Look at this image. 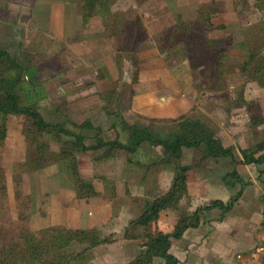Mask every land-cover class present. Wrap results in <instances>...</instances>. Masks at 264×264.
Instances as JSON below:
<instances>
[{
    "label": "rangeland",
    "instance_id": "374dc122",
    "mask_svg": "<svg viewBox=\"0 0 264 264\" xmlns=\"http://www.w3.org/2000/svg\"><path fill=\"white\" fill-rule=\"evenodd\" d=\"M51 2L59 0H0V48L23 68L33 67L32 72L27 71L31 84L16 87L21 95L19 104L28 103L23 97L31 99L45 121L81 132L85 144L93 143L95 131L78 128L83 122L98 127L99 137L104 140L117 137L123 140L124 132L118 125L107 128L108 120L112 118L113 123L124 120L121 115L123 110L127 111L125 96L129 77L131 82L137 79L136 72L147 67L146 63L153 57L152 47H157L165 65H170L172 60L184 61L183 66L190 76L185 91L195 94L196 102L183 117L202 121L215 137L219 128H225L226 111L234 107L237 129L240 133L251 134V146L245 150H253L255 144L264 139V86L260 87L241 71V63L249 57V50L256 54L247 60L250 65H258V59L264 61V9L254 8L253 0H63L66 15L61 35L59 31L50 35L48 29H42L47 28V8ZM191 22L198 24L188 25ZM179 23H183L185 29L178 30L176 24ZM215 41L220 44L214 45ZM213 45V51L207 50V46ZM218 58L221 67L217 66ZM98 61L108 63L107 68L114 64L117 82L115 86L102 88L103 92L94 97L87 94L94 89L92 83L83 84L89 82L88 77H99V66L102 65L94 64ZM3 69L4 65H0V74ZM114 91V95L119 94L121 98L111 109ZM259 91L260 107L256 99ZM243 93L251 99L244 101ZM95 99L102 102V109L110 108L107 117L96 109ZM205 106H218V109L210 114ZM201 109L208 112V118L202 119ZM136 117L138 119L132 118L134 124H139L142 117ZM171 120L175 118L150 119L145 126L164 134L173 130L175 122ZM20 125V117H7L1 150L6 198L0 200V226L10 232L13 227L17 233L19 227H23L19 220L28 215V227L33 231L55 224L67 227L73 215L83 212L80 205L87 207L91 214L96 210L101 213L98 207L91 209L74 199L67 163L56 160L59 146L64 143L67 146L66 141L70 139L61 136V142H57L42 133L43 147L36 153L20 134ZM104 150L103 147L96 152L74 151L73 154L80 177L94 181L97 186L101 184L99 187L104 185L112 208L115 206L111 192L114 180H124L128 184L127 189L120 188V192L131 187L134 193L129 192V196L149 197L158 193L156 172L163 164L158 163L157 158L153 159V155L159 149L155 152L142 146L130 165H127L123 151L115 150L110 157L103 158L99 154L102 155ZM189 156L185 161L194 164L196 160ZM32 159L37 160V165ZM180 161L179 157L176 163L181 165ZM33 164L36 167H32ZM166 165L174 171V164ZM122 204L126 211L122 210L121 217L114 220L111 215L95 227L99 238L130 236L132 226L129 223L134 217L127 209L128 198ZM106 246L103 243L93 247L83 263L98 264L95 260L107 253ZM82 247L72 241L61 252L75 253Z\"/></svg>",
    "mask_w": 264,
    "mask_h": 264
},
{
    "label": "crops",
    "instance_id": "0c3cea01",
    "mask_svg": "<svg viewBox=\"0 0 264 264\" xmlns=\"http://www.w3.org/2000/svg\"><path fill=\"white\" fill-rule=\"evenodd\" d=\"M64 5L65 2H63V0H59V2L55 3L51 2V4L49 3L48 5L47 20L45 22L47 28L42 29H48L50 35H55L56 31H59L60 35L63 34V22H65L66 15L64 12ZM42 29L39 28V30ZM114 38H112V41ZM156 48L157 47H152L151 54L153 57L150 58L148 64L146 63L147 67H142L136 72L137 79L131 82V77H129V89L125 96L127 111L123 110L125 112L123 114L121 113L124 121L128 124H134L135 120L132 118H137L136 116L142 117L144 121H139V124L142 125H146V122L150 119L163 120L177 118L190 112L192 106L196 102L195 94L191 91H185L189 84L190 76L187 75L186 68L183 66L184 61L178 62L172 60L173 62L170 64L171 67L169 64L165 65ZM94 64L102 65L99 66V77L96 79L88 77L89 82L83 85L85 86L92 83L91 87L95 90L92 89L87 91V89L86 91L87 94L96 97L98 93L101 94L103 92L102 88L106 89L107 86L114 85L117 82V76H114L113 73V71L116 72L114 64L111 68L106 67V65H108L106 62L101 63V61H98V63ZM32 70L33 67L29 66L28 71L32 72ZM108 70L112 71L108 73ZM84 78L85 76H82V79ZM260 91L256 94L259 107L262 104L259 99L261 95ZM115 93L116 91H114L113 97L111 96L113 98L111 109L115 107V103L121 98L119 94L117 96L114 95ZM242 97L244 101L251 99L247 97V93H243ZM96 100L97 99H95V101ZM96 102L98 107H96V109H99L100 112H104L106 115L110 108L109 110L102 109V102L98 103V100ZM205 108L210 114H213V112L218 109V106H205ZM233 109L234 107H231L229 111L225 110L228 112L226 113L227 119L225 123H223L225 128H219L216 132L217 134H215V138L220 141L222 147L230 149L231 155L202 157L201 147H182L180 162L181 165L187 166L185 171L186 193L180 198L178 207H165L161 209L157 213L154 221L145 226H130L132 231L130 232L131 234H129L130 236H111L112 241L109 242V244L104 243L107 245V253L101 254L102 257L97 256L98 258L95 260L98 264H128L141 253L142 247L139 246V242L142 240V242H140L141 244L145 241V235L153 231L160 233L170 232L177 223L179 217L182 216L185 218L186 222L193 223L190 221L192 212L197 207L209 206L213 201H219L222 205L201 209L197 213V222L194 225L187 226L178 238H169L167 251L175 258L176 264H257L263 258L264 160L259 163L243 161L239 150L251 146L252 138L250 133H240L237 129L238 126L235 122L236 118ZM207 111L204 109L200 110V112H202V119L208 118ZM111 119L112 118L108 120L110 123L107 128L113 123ZM142 146H147L155 152L159 149L160 151L157 154L155 153V156L153 155V159L157 158L158 160L161 157V148L159 146L153 147L146 143H142L139 148ZM234 150H236V153ZM137 151L138 150L134 153L123 151L127 157L126 161L129 163L127 165L134 162L133 159L137 156ZM189 153L191 154L190 156ZM196 153L197 155H195ZM260 153L261 151H257L254 153L253 157H257ZM187 156L193 157V160L195 159L196 162L194 164H191L192 161L189 163L188 161L186 162L185 159ZM233 160L237 162L234 165L232 164ZM161 164H163V166L161 165V169L156 172L157 178L155 180V187L158 188V193L155 195L149 197L148 195H142L138 197L131 194L129 196V192L134 193L131 187L130 190L120 192V190H122L120 188L125 189L128 184L124 183V180H121L123 182L114 180V184L112 185L113 191L111 190L115 199V206L113 208L110 204L111 201L107 199L108 195L106 193L108 190L105 191L104 185L99 187L101 184L97 186V183L92 181L98 195L86 201L77 200L75 197L74 199L83 206H88L91 209L95 208V206L98 207L101 209V213H98L96 210V213L91 214L87 207L83 208L80 205V210L83 212L80 211V215H73L74 218H72L70 222L68 221L66 226L72 228L96 227L101 224V221L109 219L111 215L114 220L118 219L122 216V210L124 209V212L126 211V207H124L122 203H125L127 198L129 204L127 205V209L129 213L132 214L131 216L136 218L140 213L143 200L162 194L169 188L173 171L166 167L168 166L166 163ZM154 166L155 165H153V167ZM232 170L242 182L241 185L234 176L230 174ZM149 175L150 172L148 176ZM237 192L238 196L233 199ZM226 204H229L228 208L223 209V206ZM162 263V258L152 257L150 264Z\"/></svg>",
    "mask_w": 264,
    "mask_h": 264
},
{
    "label": "trees",
    "instance_id": "16d2710c",
    "mask_svg": "<svg viewBox=\"0 0 264 264\" xmlns=\"http://www.w3.org/2000/svg\"><path fill=\"white\" fill-rule=\"evenodd\" d=\"M253 7L256 9H264V0H253ZM213 13V12H209ZM207 18V17H206ZM198 22H191L188 25L195 26ZM178 30L185 29L183 23L176 24ZM116 39V35L113 34ZM214 45L220 44L215 41ZM213 47L207 46V50L213 51ZM223 51V50H222ZM249 57L254 58L256 54L249 50ZM222 55V53H219ZM221 58V57H220ZM245 59V60H246ZM241 63V71L247 73V78L255 81L260 87L264 86V61L258 59V65H250L249 61ZM0 65H4L3 73L0 74V200L6 198L4 172L1 165V150L4 145L6 134V119L8 116H17L21 119L20 134L24 140L33 147V151L40 153L43 142L40 140V134L44 133L54 138L57 142H61V136L69 138L61 144L55 154L56 160L66 161L67 168L72 181V189L75 199L86 201L98 195L92 181L85 180L80 177L74 151H99L104 147L103 154H99L103 158L110 157L115 150H123L127 153H134L139 149L142 143L150 146H159L161 148V157L158 163L174 164L173 176L167 191L156 195L152 198L143 200L139 215L130 221V226L147 225L154 221L157 213L165 207L177 208L180 198L186 193L185 171L187 166L177 164L180 157L182 147L197 148L201 147L202 157H221L231 155L230 149L222 147L220 141L215 138L212 132L198 119H187L183 116L171 120L175 122L173 130L168 133H159L152 131L148 126L140 124H128L124 120L119 119L117 123L111 124V128L118 125L120 131L124 132V139L118 137L114 139L104 140L100 138V130L93 127L89 122L78 124V128H89L95 131L93 143L85 144L84 136L81 132H72L64 128L62 124L49 123L43 119L37 111L31 99L24 98L28 103L19 104L20 96L16 87L19 85L31 84L29 80L28 69L23 68L20 63L13 57H10L6 50L0 48ZM217 66L221 67V61L218 58ZM221 73V72H219ZM263 88V87H262ZM30 93V92H29ZM22 99V98H21ZM25 101V102H26ZM170 121V122H171ZM261 121V119H257ZM261 151L257 157H253L254 153ZM243 161L259 163L264 160V139L258 141L253 150H239ZM99 158V157H97ZM33 162L36 164L37 160ZM31 160V161H32ZM232 161V164H236ZM34 164L32 167H36ZM231 175L240 183L236 173L232 170ZM238 196V192L233 199ZM221 206L219 201H213L209 206L197 207L191 214L190 221L186 222L185 218L179 217L173 229L168 233H160L153 231L145 235V241L141 244L143 251L138 254L128 264H150L152 257H160L163 259L162 264H176V260L171 256L167 249L169 246V238H178L182 231L189 225L197 222V213L201 209H208L211 206ZM229 204L223 206L228 208ZM28 215L19 220L23 227H19L20 231L15 233L12 227L11 232L5 227L0 226V264H85L90 250L96 245L111 242V236L99 238L97 228H72L62 227L59 225H50L42 227L36 231L28 227ZM81 244L83 247L79 252L69 253L61 252L70 242Z\"/></svg>",
    "mask_w": 264,
    "mask_h": 264
},
{
    "label": "built area",
    "instance_id": "2783aa9c",
    "mask_svg": "<svg viewBox=\"0 0 264 264\" xmlns=\"http://www.w3.org/2000/svg\"><path fill=\"white\" fill-rule=\"evenodd\" d=\"M257 264H264V254H263V258Z\"/></svg>",
    "mask_w": 264,
    "mask_h": 264
}]
</instances>
